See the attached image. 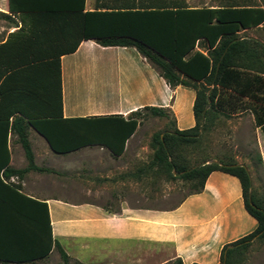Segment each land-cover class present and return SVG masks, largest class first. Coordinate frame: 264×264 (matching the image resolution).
I'll use <instances>...</instances> for the list:
<instances>
[{"label": "crops", "instance_id": "0c3cea01", "mask_svg": "<svg viewBox=\"0 0 264 264\" xmlns=\"http://www.w3.org/2000/svg\"><path fill=\"white\" fill-rule=\"evenodd\" d=\"M94 8L95 0H85V12H94ZM0 13L19 23L0 25V67H6L16 58L10 49L1 47L20 30V21L19 14L11 12L10 0H0ZM201 41L192 53H207L200 47ZM10 42L15 44L17 39ZM60 72L62 108L54 67L9 70L0 79L3 100L8 101L0 114L24 113L26 121L60 113L64 119L117 116L127 120L133 113L154 107L170 111L179 131L196 125V92L169 86L134 48L103 47L96 37L87 38L75 53L61 58ZM26 89L34 95L27 96ZM149 119L141 116L136 132L118 157L103 146L57 154L34 127H29L34 164L43 171L28 170L25 150L17 134L10 133L9 163L0 155V211L4 212L0 216L17 219L27 231L28 236L16 244L25 251L30 246L36 248L37 238L31 236L35 227L28 220L44 229L49 219L53 243L79 263L89 259V264H133L135 251L169 249L168 263L180 259L183 264H219L224 247L252 234L258 222L245 208L241 183L221 171L212 172L202 192L187 196L175 208L150 207L143 193V168L135 169L140 162L136 145ZM34 201L46 204L47 210ZM98 257H102L101 262H95ZM163 257L165 254L159 253L158 258Z\"/></svg>", "mask_w": 264, "mask_h": 264}, {"label": "trees", "instance_id": "16d2710c", "mask_svg": "<svg viewBox=\"0 0 264 264\" xmlns=\"http://www.w3.org/2000/svg\"><path fill=\"white\" fill-rule=\"evenodd\" d=\"M10 6L13 14H19L20 30L10 35L1 47L10 49L16 59L13 65L0 67V79L14 68L54 67L62 108L61 58L75 53L84 39L96 37L103 47L136 49L172 88L193 89L196 92L193 108L196 125L179 131L170 111L154 107L133 113L127 120L117 116L64 119L60 113L55 117L26 121L24 113H1L0 155L4 156L5 163L10 160L8 138L13 133L25 150L28 170L43 171L34 164L28 141L29 127H34L57 154L72 153L87 146H103L118 157L124 153L125 144L136 132L143 114L166 119L171 128L152 136L153 159L141 171L164 172L172 180L179 173L180 179L196 183L195 191L187 196L202 192L214 171L237 177L245 208L257 220L258 227L247 237L224 247L219 264H243L253 241L264 240V207L253 190L247 167L221 161L191 168L182 151L184 147L199 144L201 134L210 129L217 116H230L240 110L251 112L264 132V44L241 35L264 26V4L192 8L176 0H95L94 12H85V0H10ZM0 17L19 26L9 15L0 13ZM10 39H17V42L14 44ZM199 41L200 47L207 50L206 54L192 53ZM24 92L27 96L34 95L27 89ZM3 99L1 84V110L8 107V101ZM34 202L46 208V204ZM5 208L18 216L14 210ZM2 217L0 264H34L47 258L53 248L57 249L64 264H82L71 263L63 248L53 243L49 219L44 229L28 220L35 227L31 236L37 238V243L36 248L30 246L25 251L16 244L28 236L25 228L17 219ZM43 231L47 233L46 239ZM173 264L183 262L178 259Z\"/></svg>", "mask_w": 264, "mask_h": 264}, {"label": "rangeland", "instance_id": "374dc122", "mask_svg": "<svg viewBox=\"0 0 264 264\" xmlns=\"http://www.w3.org/2000/svg\"><path fill=\"white\" fill-rule=\"evenodd\" d=\"M176 1L178 4L192 8L264 4L263 0ZM10 24V21L0 17V25L8 26ZM241 35L258 39L264 44V26ZM243 103H246V100ZM167 128H171V126L166 119L158 120L150 118L145 123L138 138L139 144L136 145L140 162L136 163L135 169L137 167L144 168L151 163L154 154V151L151 149L152 136L155 133L165 131ZM200 137L199 144L184 147L182 151L189 167L196 168L206 162L209 164L212 161L236 162L237 164L245 165L252 178L253 190L264 207V132L257 126L254 115L249 111L242 112L241 110L230 116L219 115L215 118L210 129L202 133ZM175 177L172 180L164 172L158 174L153 172L144 173V181L142 183L143 193L144 196L148 197L150 207L161 210L173 209L187 195L195 191V182L184 181L180 179L181 175H175ZM162 252L166 258L159 259V253L161 254ZM170 257L169 249H165V251L164 249L146 252L135 251L133 264H173L174 262L168 263L167 259ZM90 261L89 259H84L82 263L89 264ZM101 261L102 257L95 259V262ZM70 262L79 263L72 260ZM34 264L64 263L59 256V252L55 250L51 258L35 262ZM243 264H264V240L255 239L253 241Z\"/></svg>", "mask_w": 264, "mask_h": 264}, {"label": "water", "instance_id": "95a60500", "mask_svg": "<svg viewBox=\"0 0 264 264\" xmlns=\"http://www.w3.org/2000/svg\"><path fill=\"white\" fill-rule=\"evenodd\" d=\"M210 163H218V164H220L219 162H216V161H212V162H210ZM210 163H209V164H210ZM234 166H243V165L237 164V165H234ZM178 175H180V174L177 173L176 176H178Z\"/></svg>", "mask_w": 264, "mask_h": 264}]
</instances>
